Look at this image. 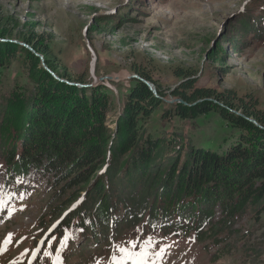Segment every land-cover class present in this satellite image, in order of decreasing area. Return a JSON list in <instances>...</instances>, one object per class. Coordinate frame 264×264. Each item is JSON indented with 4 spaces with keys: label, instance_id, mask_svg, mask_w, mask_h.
I'll return each mask as SVG.
<instances>
[{
    "label": "trees",
    "instance_id": "obj_1",
    "mask_svg": "<svg viewBox=\"0 0 264 264\" xmlns=\"http://www.w3.org/2000/svg\"><path fill=\"white\" fill-rule=\"evenodd\" d=\"M258 2L251 1L250 17L238 21L230 40L225 39L232 51L238 52L251 33L264 36V15L255 18L252 13ZM8 35L0 33L4 40L0 41V160L7 167L6 184L10 187L38 172L47 175L56 190L54 206L64 208L83 197L63 226L73 225L98 239L118 229L120 221L129 226L145 222L165 234L193 232L206 240L232 233L250 206L258 214L264 211V129L249 120L264 128V114L252 100L197 87L194 75H185L171 99L187 105L169 104L139 79H131L123 91L116 128L111 130L107 118L115 100L107 81L88 88L61 82L27 45L60 79L92 84L62 75L44 36L26 33L19 40L23 46L5 41ZM15 64L25 86L18 84L3 95L2 75ZM136 73L168 100L150 75ZM158 115L168 123H196L218 116L242 135L234 144L224 139L220 153L182 132L170 138L154 135L149 126ZM216 206L223 216L218 223L213 222Z\"/></svg>",
    "mask_w": 264,
    "mask_h": 264
},
{
    "label": "rangeland",
    "instance_id": "obj_2",
    "mask_svg": "<svg viewBox=\"0 0 264 264\" xmlns=\"http://www.w3.org/2000/svg\"><path fill=\"white\" fill-rule=\"evenodd\" d=\"M251 1L0 0V33L9 34L5 41L23 46L19 40L26 33L44 36L62 75L98 86L112 82H105L115 100L107 118L111 130L128 81L140 79L136 71L150 75L168 100L185 75H194L197 87L252 100L264 114V36L251 33L238 52L226 41L237 22L250 17ZM252 13L255 18L264 15V0ZM19 67L15 64L2 75L3 95L18 84L25 86ZM106 77L122 79L100 81ZM149 127L154 135L167 138L182 132L220 153L224 139L234 144L242 135L218 116L168 123L158 115ZM6 168L0 160V264H137L139 258L128 259L120 247L136 253L147 247V264H264V211L258 214L251 206L232 233L216 239L199 240L193 232L165 234L145 222L129 226L121 221L118 229L95 239L73 225L63 226L83 197L58 208L51 201L56 190L47 175L32 172L8 187ZM82 193L85 196L86 190ZM221 218L216 206L213 222ZM130 241L136 243L134 249Z\"/></svg>",
    "mask_w": 264,
    "mask_h": 264
},
{
    "label": "water",
    "instance_id": "obj_3",
    "mask_svg": "<svg viewBox=\"0 0 264 264\" xmlns=\"http://www.w3.org/2000/svg\"><path fill=\"white\" fill-rule=\"evenodd\" d=\"M0 41H4V40H0ZM23 45V44H22ZM24 46H26V45H24ZM27 47V46H26ZM31 52H33L36 56H38V57H40V59H41V61H42V64H43V67L47 70V71H49L57 80H59V81H61V82H65L64 80H62V79H60L58 76H56L48 67H47V65H46V63H45V60H44V58L41 56V55H39L38 53H36L32 48H30V47H27ZM122 78H119V77H117V78H114V77H106V78H101L100 79V81H104V80H110V81H118V80H121ZM139 79V78H138ZM140 81H142L143 83H145L147 86H148V88L152 91V93L155 95V97L156 98H159V99H163L165 102H167V103H169V104H173V103H182V104H185V105H187L183 100H179V99H172V100H167V99H164V98H162V97H160V95H159V92H158V90H157V88H156V86L153 84V83H151V82H149V81H147V80H144V79H142V78H140L139 79ZM66 83H68V82H66ZM68 84H70V83H68ZM71 85H74V86H78V87H80V88H88V87H93V86H95V85H97V82L96 83H94L93 85H87V86H84V85H77V84H71ZM239 114V113H238ZM239 115H241V114H239ZM251 122H253L254 124H256L258 127H260L261 129H264L259 123H257L255 120H253V119H249Z\"/></svg>",
    "mask_w": 264,
    "mask_h": 264
},
{
    "label": "snow or ice",
    "instance_id": "obj_4",
    "mask_svg": "<svg viewBox=\"0 0 264 264\" xmlns=\"http://www.w3.org/2000/svg\"><path fill=\"white\" fill-rule=\"evenodd\" d=\"M9 240H10V236H9ZM132 245V248L134 249L136 247V243L134 241H130L129 242ZM152 241L151 239H149V241L147 242V245H151ZM119 251L124 252L127 254L128 259H134V258H139L137 260V264H147V247H145V251L143 253H136V252H130L129 249L124 248V247H120Z\"/></svg>",
    "mask_w": 264,
    "mask_h": 264
}]
</instances>
